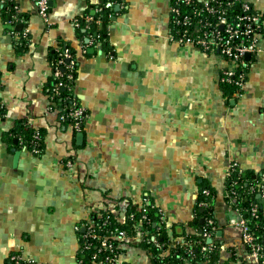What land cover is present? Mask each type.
<instances>
[{
    "label": "crops",
    "instance_id": "obj_1",
    "mask_svg": "<svg viewBox=\"0 0 264 264\" xmlns=\"http://www.w3.org/2000/svg\"><path fill=\"white\" fill-rule=\"evenodd\" d=\"M102 1L53 0L44 20L34 0H13L25 38L0 3V264L15 251L33 264H85L76 227L101 212L122 222L131 206L151 207L167 232L165 255L195 233L201 186L213 191L208 243L219 263L236 264L245 252L223 192L231 161L253 178L264 174V0H242L262 30L243 88L230 97L220 82L227 62L170 37L171 0H114L106 43L82 42L74 21H91ZM63 44L75 51L80 131L50 103V61ZM21 123L41 132L38 153L18 143ZM140 219L114 264H154Z\"/></svg>",
    "mask_w": 264,
    "mask_h": 264
},
{
    "label": "built area",
    "instance_id": "obj_2",
    "mask_svg": "<svg viewBox=\"0 0 264 264\" xmlns=\"http://www.w3.org/2000/svg\"><path fill=\"white\" fill-rule=\"evenodd\" d=\"M12 1L0 0V3L5 6ZM50 1L53 0H34L37 13L44 20H47ZM234 3V0H172L169 5V20L170 37L173 40L180 44L189 43L204 52L217 53L227 62V66L221 72L220 82L234 85L235 94L238 95L243 88L249 63L245 55L249 54L251 57L259 51L258 39L262 30V18L248 2L241 0L235 9ZM99 10L100 8L96 9ZM7 20L10 27L23 22L17 6H13ZM95 21L99 23L100 19L97 18ZM74 22L79 26V20ZM22 34L24 38L27 37V29L24 28ZM76 65V59L69 46L57 50L55 67L52 69L53 84L50 95L52 105H57L53 96L59 94L61 88L72 91ZM68 116L72 119L73 128L80 131L85 118L84 109L73 102ZM63 118L64 114H60V119ZM41 139L40 131L34 130L32 152H39L38 145ZM244 172L236 162L231 161L226 169L227 183L223 192L228 208L235 215L231 222L239 227L240 240L245 252V258L236 264H264V174L249 179L243 177ZM201 193L211 196L207 188L202 189ZM253 194L258 197L256 200L250 199ZM244 196L250 199L247 208L239 206ZM210 204L211 201L208 200L199 202L203 208L209 207ZM140 211H142L140 220L145 219V209ZM134 217L135 213L131 212L129 218ZM93 218V216L87 218L76 227L83 230L82 249H92L90 253L92 263L114 264L118 255L114 252L115 244L130 237L134 239L136 235H129L118 226H112L108 214L98 225H95ZM211 223L212 219L207 218L206 225H210L204 232L207 238H211L215 231ZM258 230L263 231L259 233ZM142 240L161 246L148 234L144 235ZM7 261V264H33V260L24 258L17 251L10 253Z\"/></svg>",
    "mask_w": 264,
    "mask_h": 264
},
{
    "label": "trees",
    "instance_id": "obj_3",
    "mask_svg": "<svg viewBox=\"0 0 264 264\" xmlns=\"http://www.w3.org/2000/svg\"><path fill=\"white\" fill-rule=\"evenodd\" d=\"M112 1H114V0H103L100 4H98L96 6V8H100V10L95 11V13L93 14V17H92L93 19L91 21L82 22L81 20H79L80 23H79L78 27L81 26L79 28V37L81 38L82 42H85V37L87 34L89 37H91V41H93V42H100L101 44L106 43V40H105L106 33H105L104 25H105V22L108 20L109 15L111 13H113ZM240 1L241 0H234V2H235L233 5L234 9L238 7ZM171 2H172V0H171ZM13 6H14L13 1L8 3L7 5L3 6L2 9H3V11L7 17L9 15V12L13 9ZM21 17H23V16H21ZM97 18L100 19V22L102 23V26L100 28L98 27V23H96V21H95V19H97ZM21 24L23 27L24 23L22 22ZM23 29H24V27L21 30H19L20 38H24L23 34H22ZM94 33H95V36H93ZM64 46H69L72 49L73 54H75L74 49L70 45H67V44L61 45L60 47H58L54 51V53L52 55V58L50 61L51 69H54V67H55L57 50L64 47ZM74 75H76V71H75ZM52 84H53V81L51 82V84L49 86V95H51V92H52ZM221 84L225 88L224 91H226V94L229 97L231 94H234L236 92V88L234 85L225 84V83H221ZM53 97H54V100L57 102V105L62 108L61 114H64V118L62 119V121L72 123V119L68 116V111L71 108L73 102H75L77 106H80L77 97L74 96L72 91L69 92L63 88H61L59 90V94H56ZM0 111H1V109H0ZM84 113H85V111H84ZM82 125H83V123H82ZM34 130H36V129H31L30 127H28L26 124H23V123L18 125V130H17L18 143H19V139H20L21 146H24V147L31 150V148H32V134H33ZM40 134H41V132H40ZM41 145H42V139L40 141V144L38 145L39 149L41 148ZM243 177L253 179L251 172H244ZM226 183H227V181L225 180V184ZM205 188L210 190L211 196L208 197V196H205L201 193L202 189H205ZM212 197H213V191L211 188H209L207 186H201L199 188L196 203H195V217L192 220V224L196 227L195 233L190 234V235H188V234L185 235V237L183 239L184 243L177 242L173 247H171L170 251L165 255L161 254V252L164 251L166 248L165 240L167 239V232H165L164 229H162L160 231L157 229L156 226H154V223H156L157 218L153 216V213H152L153 211H152L151 207H147V210L144 212L146 217H145V219H142L140 222H141L143 228H145L146 230L149 231L148 236L155 239L159 244H161V246L158 247L154 244L146 243L144 240H142V242H145V244L148 247L150 246V248L152 250L153 258H154L153 259L154 264H175V263H179L182 260V258H188V259H191L194 261H196V260L204 261L206 264H221L218 262L217 244L215 242L207 243L206 242L207 237L204 235V232L210 226V225H206L207 218L212 219L211 226H214V227L216 226V222H215V219L213 217V206L210 204L209 207L203 208L202 206L199 205L200 201H207V200L211 201ZM257 198L258 197H256L255 194H253V195H251L250 199L256 200ZM250 199H248L246 196H244L242 198V200L240 201L239 206L242 208H244V207L247 208L249 206ZM200 210H202V212H200ZM131 212L135 213L134 219L126 218L122 222H120L116 218H114L113 215L109 212H101V214L99 212L100 215L98 216L95 214L93 219H94L95 225H98L100 223V221H102V219L105 217V215L108 214L110 216V219H111L110 222H111L112 226H118L119 228L125 230L127 233L133 234L135 231L136 223L141 218V211L139 212V211H137L135 206H131L128 209V215ZM201 217L204 218L203 223L199 222V219ZM200 229H201V232L199 233ZM78 230H80V228ZM262 231L263 230H258L259 233ZM82 232H80V236H81ZM212 234H211V238L215 235V234H213V235ZM79 241H80V248L78 251V256L80 257V260H82V262L85 264H92L90 261V253L92 252V249H82V245H83L82 240L80 239ZM115 245H116V247L114 249V252L116 254H118L120 251L119 250L120 248H119L118 244H115Z\"/></svg>",
    "mask_w": 264,
    "mask_h": 264
},
{
    "label": "water",
    "instance_id": "obj_4",
    "mask_svg": "<svg viewBox=\"0 0 264 264\" xmlns=\"http://www.w3.org/2000/svg\"><path fill=\"white\" fill-rule=\"evenodd\" d=\"M49 4H50V6H51V4H52V1H50L49 2ZM116 9H118V6H115V10ZM9 28H10V26H8ZM22 28V24L21 23H19L18 25H16V27H15V29L16 30H20ZM93 36H95V33L93 34ZM91 41V37H89L88 35L85 37V42L86 43H89ZM245 57H246V59H249V57H250V55L249 54H246L245 55ZM79 136H82V132H80L79 133ZM17 152H15V156H14V159H16V156H17ZM200 212H202V210H200ZM199 222L200 223H203L204 222V218L203 217H201L200 219H199ZM201 232V229L199 230V233ZM211 241V238L209 237V238H207V243L208 242H210Z\"/></svg>",
    "mask_w": 264,
    "mask_h": 264
},
{
    "label": "rangeland",
    "instance_id": "obj_5",
    "mask_svg": "<svg viewBox=\"0 0 264 264\" xmlns=\"http://www.w3.org/2000/svg\"><path fill=\"white\" fill-rule=\"evenodd\" d=\"M229 217H233L234 218V215L231 212H228V218Z\"/></svg>",
    "mask_w": 264,
    "mask_h": 264
}]
</instances>
